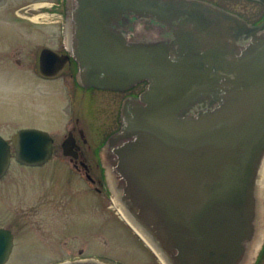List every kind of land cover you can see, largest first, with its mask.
Masks as SVG:
<instances>
[{"label":"water","instance_id":"95a60500","mask_svg":"<svg viewBox=\"0 0 264 264\" xmlns=\"http://www.w3.org/2000/svg\"><path fill=\"white\" fill-rule=\"evenodd\" d=\"M121 22L130 27L119 31ZM66 25L69 53L43 48V75L74 57L82 86L148 82L102 148L127 222L169 264H248L264 239V28L202 0H70ZM74 145L70 133L64 154L76 157ZM53 153L45 130L0 135V178L13 158L42 166ZM13 248L12 231L0 227V264Z\"/></svg>","mask_w":264,"mask_h":264},{"label":"rangeland","instance_id":"374dc122","mask_svg":"<svg viewBox=\"0 0 264 264\" xmlns=\"http://www.w3.org/2000/svg\"><path fill=\"white\" fill-rule=\"evenodd\" d=\"M64 23V1L0 0V135L10 139L20 129L36 128L55 140L54 156L45 165L13 159L0 179V226L9 227L15 241L6 264L86 257L163 264L112 207L108 178L98 173L91 183L64 155L62 143L74 126L86 130L94 152L117 128L118 116L109 92L80 87L68 67L57 76H41V50L66 45L59 36ZM96 155L89 157L94 164Z\"/></svg>","mask_w":264,"mask_h":264},{"label":"flooded vegetation","instance_id":"af4514ba","mask_svg":"<svg viewBox=\"0 0 264 264\" xmlns=\"http://www.w3.org/2000/svg\"><path fill=\"white\" fill-rule=\"evenodd\" d=\"M50 1L66 2V19H67V2L70 0H50ZM202 1L212 3L230 13L238 15L239 17L243 18L245 21H247L248 23L252 25L262 26L264 28V0H202ZM135 18L136 16L131 15L126 22L129 23L132 19H135ZM126 22H121L119 25L116 26V28L119 31H126L130 27V26L125 25ZM150 22H152L153 25H157L156 27L157 29L163 31L164 37L172 38L171 37L172 30L168 25H163L159 22L157 23L154 20H150ZM68 31L69 29L66 24L63 25L59 31V34H60L59 36L62 38L64 44L66 43ZM143 35L144 34L136 36V40H140L141 39L140 37H143ZM52 49H54L59 54H66L69 52L66 45L63 46L62 49H55L53 47ZM67 67L70 70H72L70 75L75 79V81L79 85L77 81L78 62L76 61L74 57H71L67 61V63L64 65V67L61 69V71L58 74L64 71V69ZM147 85H148L147 81H142L125 90H112V89H103L101 87H96V86L85 87V86H81V84L79 85L80 87H83V88L95 90L96 92L98 91L100 94H104V92H109L110 94L109 102L112 104L114 108L116 109L118 108V116L115 117L117 128L113 132H111L104 141L100 143L101 145L100 148L95 149L94 152H92V147L89 143L86 130L83 127L74 126L72 129L68 131V136L70 133H72L73 137L75 138L74 150L77 152V156L76 157L67 156V155L65 156L69 158V160L73 163L76 169L84 170V173H85L84 175L89 179L91 183L94 184L97 181L95 179V176L98 173L99 175H103V176L106 175V169L102 163V158H100L101 157L100 153L102 151L101 148L106 143L109 136L120 129L122 125L125 105L129 106V104L134 99H138L141 93L146 89ZM76 122L77 124H80L79 123L80 119L76 118ZM93 154L95 155L97 154L95 164L92 162V160H89V157L92 156ZM92 158L94 157L92 156ZM98 182L102 183V180L99 179ZM94 189L98 192H101V193L103 192V190L99 186H95ZM0 227H5V226H0ZM6 228H9V227H6ZM245 263L264 264V239H263V242L260 248L256 252V254H254L248 260H245Z\"/></svg>","mask_w":264,"mask_h":264},{"label":"bare ground","instance_id":"6f19581e","mask_svg":"<svg viewBox=\"0 0 264 264\" xmlns=\"http://www.w3.org/2000/svg\"><path fill=\"white\" fill-rule=\"evenodd\" d=\"M262 186H264V169H263V179H262ZM126 215V214H124ZM127 216V215H126ZM129 221L132 223L134 228L137 230V232L141 235L142 238L148 243V245L158 254L163 264H169L167 260L164 258V256L161 254V252L154 246V244L149 240V238L139 229V227L134 224L131 219L127 216Z\"/></svg>","mask_w":264,"mask_h":264}]
</instances>
